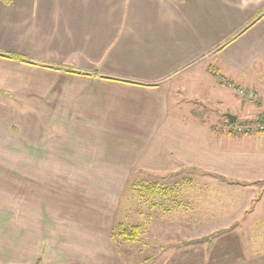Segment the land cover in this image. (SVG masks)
Returning <instances> with one entry per match:
<instances>
[{
	"label": "crops",
	"instance_id": "crops-1",
	"mask_svg": "<svg viewBox=\"0 0 264 264\" xmlns=\"http://www.w3.org/2000/svg\"><path fill=\"white\" fill-rule=\"evenodd\" d=\"M213 67L229 82L246 75L251 83L250 74H264V0H0V264H264V232L254 234L264 227V204L255 202L264 194L256 191V180L264 179L262 133V145L231 152L215 144L205 121L170 107L182 104L184 87L202 80L205 93L220 96L226 86ZM21 114L38 122L17 139L2 116ZM132 130L141 133L120 144L54 135L102 132L116 140ZM173 159L258 172L227 175L240 183L248 178L249 202H218L221 221L231 212L232 223L246 226V243L245 235H233L226 238L230 246L219 242L220 254L189 259L112 254L106 229L97 231L90 217L49 231L48 179L71 178L57 164H121L118 172L135 163L161 171ZM33 193L39 195L34 214Z\"/></svg>",
	"mask_w": 264,
	"mask_h": 264
},
{
	"label": "rangeland",
	"instance_id": "rangeland-1",
	"mask_svg": "<svg viewBox=\"0 0 264 264\" xmlns=\"http://www.w3.org/2000/svg\"><path fill=\"white\" fill-rule=\"evenodd\" d=\"M211 72L225 82L226 87H223L220 96H209V90L205 93L202 80L196 83L200 85L198 87L193 85L192 88L184 87L182 94L179 93L182 104L175 105L173 102L170 107L180 108L185 118L205 121L212 127L215 144H222L225 150L234 152L262 145L263 142L259 141L256 131L264 129V97H258L259 93L250 88L264 91V74H250L257 81L250 78L251 83L246 75L242 79L234 76L233 83L229 82L228 77L223 76L221 70L213 67ZM198 79L200 80V77ZM182 85L185 86L184 82ZM187 86L191 85L188 83ZM171 94L173 99L176 98L175 93ZM237 101L240 102V107L235 110ZM246 108H249L248 112L245 111ZM226 109L236 116L235 122L228 120L224 114ZM3 111L6 112V109L3 108ZM2 117H6L8 126L15 129L12 137L17 139L22 138L20 132L23 127H28L29 124L34 126L38 122L37 116L21 114L16 118L11 115ZM139 131H122L120 132L122 136L116 140L113 138L114 134L104 135L102 132L97 134L92 132L89 136L86 132L70 131L56 132L54 135L65 137L66 140H114L120 144L130 136L141 133ZM246 131L247 133L249 131L250 135H245ZM33 132H30L31 140L36 139ZM262 135L264 138V133ZM117 151L122 152L121 156H126L122 149ZM240 156L242 158L243 154ZM234 161H237L235 157ZM183 162L173 159L168 167L161 171L150 165L128 163V167L118 168V172L116 166L121 164L112 163L107 167L97 162L57 164L58 168L62 166L64 171L69 172L71 178L48 179L45 191L48 202L43 203H46L49 216L54 217L48 218L49 231H56L66 219L72 220L78 226L77 222L83 224L82 218L90 217L95 220L97 231L106 229L105 241L110 244L109 236L112 254H188L189 259L194 256L193 254H220L222 250L219 242L230 246L231 241L226 238L233 235L236 238L245 235L246 243V226L241 227L237 223H232L231 212L228 217L226 215L228 213L223 212L224 218L227 217L228 221H221V204L218 202L232 204L235 199L249 202L248 178L241 180L240 183L237 182L240 180L227 175L239 174L240 171L246 175L258 172H254L253 169L220 171L210 165L194 166ZM103 173L126 175L128 178L98 177ZM94 175L95 178L92 177ZM153 185L159 188L157 194L148 189ZM256 186V191L261 189V192H264V179L256 180ZM21 196L23 199V195ZM34 197L36 200L33 201L30 210L33 214L39 211L34 205L39 201V195L33 193ZM255 202L264 204V194L257 195ZM19 205L17 204V207ZM109 223L112 230L108 234ZM132 225L140 227V236L136 240L121 236V230L130 231ZM263 232L264 227H259L254 234L260 235ZM183 258L184 256L177 259L182 261Z\"/></svg>",
	"mask_w": 264,
	"mask_h": 264
},
{
	"label": "trees",
	"instance_id": "trees-1",
	"mask_svg": "<svg viewBox=\"0 0 264 264\" xmlns=\"http://www.w3.org/2000/svg\"><path fill=\"white\" fill-rule=\"evenodd\" d=\"M256 132L258 134L264 133V129L257 130ZM246 133H247V131H246ZM248 133H249V131H248ZM148 189L155 194H157L159 192V188L157 185H153L152 187H149ZM120 234H121V236L125 237L126 239L136 240L140 236V227L138 225H132L130 231H128L127 229H122Z\"/></svg>",
	"mask_w": 264,
	"mask_h": 264
},
{
	"label": "water",
	"instance_id": "water-1",
	"mask_svg": "<svg viewBox=\"0 0 264 264\" xmlns=\"http://www.w3.org/2000/svg\"><path fill=\"white\" fill-rule=\"evenodd\" d=\"M225 115L230 122H235L236 116L234 114H232L231 112H226Z\"/></svg>",
	"mask_w": 264,
	"mask_h": 264
},
{
	"label": "built area",
	"instance_id": "built-area-1",
	"mask_svg": "<svg viewBox=\"0 0 264 264\" xmlns=\"http://www.w3.org/2000/svg\"><path fill=\"white\" fill-rule=\"evenodd\" d=\"M250 95H253V93H250Z\"/></svg>",
	"mask_w": 264,
	"mask_h": 264
}]
</instances>
